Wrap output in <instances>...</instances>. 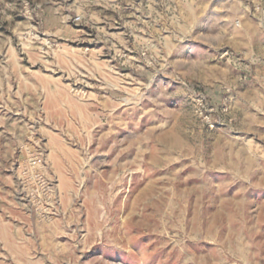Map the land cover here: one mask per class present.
<instances>
[{"label": "rangeland", "instance_id": "1", "mask_svg": "<svg viewBox=\"0 0 264 264\" xmlns=\"http://www.w3.org/2000/svg\"><path fill=\"white\" fill-rule=\"evenodd\" d=\"M0 264H264V0H0Z\"/></svg>", "mask_w": 264, "mask_h": 264}]
</instances>
